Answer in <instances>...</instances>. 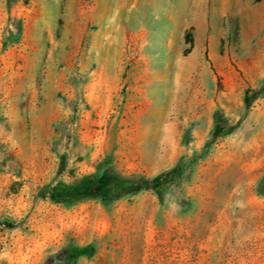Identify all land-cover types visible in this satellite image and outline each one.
<instances>
[{
    "label": "rangeland",
    "instance_id": "rangeland-1",
    "mask_svg": "<svg viewBox=\"0 0 264 264\" xmlns=\"http://www.w3.org/2000/svg\"><path fill=\"white\" fill-rule=\"evenodd\" d=\"M126 5L0 0V264H264V0Z\"/></svg>",
    "mask_w": 264,
    "mask_h": 264
},
{
    "label": "crops",
    "instance_id": "crops-1",
    "mask_svg": "<svg viewBox=\"0 0 264 264\" xmlns=\"http://www.w3.org/2000/svg\"><path fill=\"white\" fill-rule=\"evenodd\" d=\"M103 0H98V4H100V9H105L103 12V15L108 18H110L109 23L110 24H117L119 20L117 19L120 17L122 11L124 8L127 7L126 2L132 1V0H109L108 4H101ZM105 1V0H104ZM106 10L108 11V14L106 15ZM99 14H101V10L99 11ZM116 19V20H115Z\"/></svg>",
    "mask_w": 264,
    "mask_h": 264
},
{
    "label": "trees",
    "instance_id": "trees-1",
    "mask_svg": "<svg viewBox=\"0 0 264 264\" xmlns=\"http://www.w3.org/2000/svg\"><path fill=\"white\" fill-rule=\"evenodd\" d=\"M251 97L246 98V103L247 105H250L251 103ZM219 129V127H218ZM117 180V175L113 173H104L103 175L100 176L99 178V183L101 184L102 188H106L111 182ZM88 248H82V251H85Z\"/></svg>",
    "mask_w": 264,
    "mask_h": 264
}]
</instances>
